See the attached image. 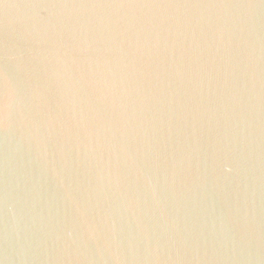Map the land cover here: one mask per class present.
Masks as SVG:
<instances>
[{
  "label": "water",
  "instance_id": "1",
  "mask_svg": "<svg viewBox=\"0 0 264 264\" xmlns=\"http://www.w3.org/2000/svg\"><path fill=\"white\" fill-rule=\"evenodd\" d=\"M0 264H264V0H0Z\"/></svg>",
  "mask_w": 264,
  "mask_h": 264
}]
</instances>
